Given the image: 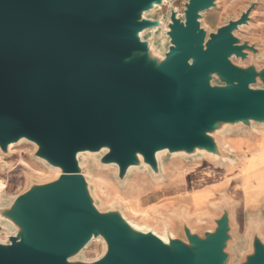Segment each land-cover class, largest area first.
Here are the masks:
<instances>
[{
    "label": "water",
    "instance_id": "1",
    "mask_svg": "<svg viewBox=\"0 0 264 264\" xmlns=\"http://www.w3.org/2000/svg\"><path fill=\"white\" fill-rule=\"evenodd\" d=\"M166 1L0 0V149L30 141L59 171L0 209L9 233L0 264H264L259 217L237 258L229 196L209 226L180 214V230L164 240L115 206L101 210L81 168L80 155L101 154L122 182L134 167L162 178L158 153L223 160L221 133L264 125V66L234 62L264 61L236 35L256 2L209 32L202 17L218 0H188L167 21L146 15ZM163 27L169 45L160 52L144 33ZM97 238L102 256L78 258Z\"/></svg>",
    "mask_w": 264,
    "mask_h": 264
},
{
    "label": "rangeland",
    "instance_id": "2",
    "mask_svg": "<svg viewBox=\"0 0 264 264\" xmlns=\"http://www.w3.org/2000/svg\"><path fill=\"white\" fill-rule=\"evenodd\" d=\"M187 1L167 0L164 5L157 7L146 15L149 17L160 16L162 20L167 21L173 7L180 16H183L184 4ZM218 2L219 6L217 8L204 12L202 17V25L209 32L216 31L218 27L226 22L228 17H239L242 10H245L250 3L256 2L252 12L251 25L241 27L240 30L236 31V35L242 40L256 43L261 52L264 53V0H218ZM165 30L166 27H163L156 31L144 33L145 38L154 40L155 47L160 52L166 51L169 45ZM234 62L242 66H248L252 62L258 67L264 66V61L253 55L250 60L243 62L234 59ZM215 81L217 82V79ZM254 129L255 133L252 138L248 136L251 133L246 127H236L221 133L219 136L220 141H222L224 150L229 154L223 160L211 155L186 158L182 155L169 156L165 152L158 153V157H161L162 178H154L148 166L143 168L134 167L130 169L126 180L122 182L118 178V168L116 166L107 165L108 167L105 168L100 163L101 154L80 155V165L88 179L96 204L101 210L105 211L115 206L128 217H132L129 211L130 208L138 209L141 212H152L150 218L162 214L158 216L160 217L159 222L166 223L168 229L175 234L179 230V225H181L180 221L177 220L178 215L185 214L186 216L190 215L189 218L196 228L203 229L210 225L206 216L216 213L215 209L222 203L224 196L237 200L228 190L227 179L232 176V172L243 170L246 164V156L251 152L261 150L264 153V125H256ZM225 142L233 145L235 147L234 151H229L224 145ZM36 149V145L27 140L14 144L13 149L9 150L8 153L0 149L8 166L5 169L0 168V209L9 206L16 196L25 192L32 184L54 180L59 174L58 170L53 169L35 156ZM229 159H233L235 164H231ZM95 164L96 166H94ZM90 169L92 171H89ZM196 171L199 173L216 171L220 174H218L219 181H226L209 186L199 192H184L175 198L160 199L158 198L159 193L154 194L155 190L167 186L169 182H182L186 175L189 176ZM155 206H160L157 213L152 211ZM241 211L243 212V209L239 207L236 212ZM245 220L244 216H240V219L237 220L241 230L246 228ZM8 234L7 229L0 230V240L6 241ZM245 246L246 242L244 241H239L236 244L234 250L237 252V258L239 257V250ZM104 247L103 240L96 242L95 239L85 247L78 258L88 261L97 259L102 256Z\"/></svg>",
    "mask_w": 264,
    "mask_h": 264
},
{
    "label": "crops",
    "instance_id": "3",
    "mask_svg": "<svg viewBox=\"0 0 264 264\" xmlns=\"http://www.w3.org/2000/svg\"><path fill=\"white\" fill-rule=\"evenodd\" d=\"M251 138L253 135H248ZM228 143V142H227ZM230 147L235 148L228 143ZM260 152V153H258ZM256 154V155H255ZM258 156V157H257ZM248 158V159H247ZM250 160V161H249ZM249 161V162H248ZM206 173V174H205ZM186 175L182 182H169L167 186L154 191L159 193L158 198H175L184 192H199L207 189L209 186L220 184L226 180L219 181V172L213 171ZM208 174V175H207ZM247 175V176H246ZM228 180V190L237 200L234 202V219L237 226V234L239 241L246 242L251 222L259 217L262 221V231L264 234V153L261 150L251 152L246 156V164L243 170L232 172V176ZM244 181V182H243ZM195 190V191H194ZM155 202V201H154ZM241 207L243 212H236ZM240 216L245 217L246 228L241 230L237 222ZM180 230V225H179ZM178 230V231H179ZM243 231V233H241ZM245 232V233H244ZM237 244V243H236ZM235 244V246H236Z\"/></svg>",
    "mask_w": 264,
    "mask_h": 264
},
{
    "label": "bare ground",
    "instance_id": "4",
    "mask_svg": "<svg viewBox=\"0 0 264 264\" xmlns=\"http://www.w3.org/2000/svg\"><path fill=\"white\" fill-rule=\"evenodd\" d=\"M225 147L229 150V151H234V149L232 147H230L228 145L227 142H225ZM13 149V145L9 147V150ZM260 153V152H258ZM90 155V154H89ZM256 155V154H255ZM96 156V155H95ZM258 157V156H257ZM96 158V157H95ZM248 159V158H247ZM99 160V159H98ZM231 164H235V161L233 159H229ZM250 161V160H249ZM248 161V162H249ZM92 163V161H90ZM89 162V163H90ZM95 162V160H94ZM98 164V163H97ZM90 165V164H89ZM92 165V164H91ZM100 165V164H99ZM96 166V164L94 165ZM7 166V162L4 160V154L3 152L0 151V168L5 169ZM91 167V166H90ZM103 167V166H102ZM104 167H108L107 165H104ZM92 168V167H91ZM99 170V169H98ZM190 170V169H189ZM89 171H92L91 169ZM100 172V171H99ZM93 174V173H92ZM104 174V173H103ZM194 174V173H193ZM95 175V174H94ZM97 175V174H96ZM106 175V174H105ZM208 175V174H207ZM220 175V174H219ZM98 176V175H97ZM247 176V175H246ZM244 182V181H243ZM1 186V185H0ZM195 191V190H194ZM192 194V193H191ZM113 203V202H112ZM154 205V204H153ZM151 207V205H150ZM160 206H155L152 211H156V213L159 211ZM150 209V208H149ZM130 214L132 215V217H128L129 222L136 227L137 229L143 230V231H150L152 230L153 232H155L156 234H158L159 236H161L164 240H168V235H172L175 236V233L171 230L168 229L167 224L165 223H160V217L162 214H157L156 217H151L150 218V213L152 212H147V211H139L138 209H129ZM149 211V210H148ZM163 213V212H162ZM170 214V213H169ZM169 216V215H168ZM190 216V215H189ZM188 216V217H189ZM166 217V216H165ZM204 217V216H203ZM170 218V217H169ZM162 219V218H161ZM171 219V218H170ZM165 220V219H164ZM169 221V220H167ZM174 221V220H173ZM7 238V236H6ZM102 239L98 238L96 239V242H100Z\"/></svg>",
    "mask_w": 264,
    "mask_h": 264
}]
</instances>
